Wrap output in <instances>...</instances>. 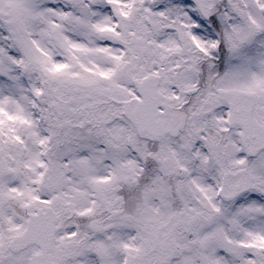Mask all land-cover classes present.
<instances>
[{"label":"rangeland","instance_id":"1","mask_svg":"<svg viewBox=\"0 0 264 264\" xmlns=\"http://www.w3.org/2000/svg\"><path fill=\"white\" fill-rule=\"evenodd\" d=\"M215 10L228 48L219 84L254 93L264 122V0H0V152L12 168L0 182V264H35L37 246L13 254L8 242L28 212L47 205L60 215L56 264H264V152L248 157L211 84L196 105H181L200 81L202 56H218ZM31 33L34 41L102 39L81 48L88 61H60L53 71L40 65L42 108L34 116L49 108L55 122L44 135L18 79L32 64L14 55L17 77L3 64L13 42L26 54ZM115 53L121 61L109 65ZM148 74L175 110L162 109L171 131L157 146L132 118L136 84ZM9 125L23 146L9 139ZM71 125L79 135L62 143ZM152 157L160 173L141 194L144 209L128 210L121 191ZM70 215L90 220L80 225Z\"/></svg>","mask_w":264,"mask_h":264},{"label":"trees","instance_id":"2","mask_svg":"<svg viewBox=\"0 0 264 264\" xmlns=\"http://www.w3.org/2000/svg\"><path fill=\"white\" fill-rule=\"evenodd\" d=\"M63 3L65 4V7L69 5L71 7V10L76 12L74 10L76 6L75 1H73L72 3H70L69 1H67L66 3L65 2ZM93 13L94 11L93 12L87 11V15L88 17L90 16L92 18V21L94 20ZM214 13L215 14L211 13L210 21L212 23V29L215 31V33L216 32L219 33L218 35H219L220 41H219V48H218V56L210 55V54L202 56V60L199 63L200 65L199 66V74H200L199 85L201 86L200 89H203V88L207 89L210 86V84L217 83V80L220 78L222 72L226 70V66L224 65L225 56L228 54V48H226L225 46L227 44H226V41H224L225 35H226L225 34L226 28L224 24L222 25L220 21L221 19H220L219 14L221 13V10L219 11L215 10ZM71 20H72V17H70L69 21ZM67 23H70V22H67ZM93 23L94 22H92V24ZM54 32L58 33V30ZM31 34H32L31 37L33 40L27 41L28 47L25 52L26 54L19 56L21 54V49L14 47V42H13V44L10 45V47L8 48V52L6 53V56L4 57L5 61H3V64L5 67V72L6 71L8 73L10 72V75H15L16 77H17V73L14 69V65H15L14 63L16 62L17 58L14 55H17L18 58L22 57L23 62H28L32 64L33 66L32 72L23 73L22 74L23 76L22 77L20 76L18 79L23 80L25 82L26 87L23 86V89L24 90L26 89L25 92L26 93L28 92L34 99L33 107L29 108L28 110L33 115L32 111H34V109L40 112V109L42 108L40 106V99H41V95L43 91L42 88L44 85H43V75H42L43 70L41 69L40 65L43 63H46V66H48L49 71H53L57 67V64L60 62L59 59L67 63L73 62V65H77L78 61H80L81 59V56L84 58V60H87V57H88L87 54L85 55L82 51H80L81 47H87V45H89L91 42H95V44H98V45H100L101 43L100 41H64V43L61 44V41H53V39L52 41H50L51 37L49 36H48V41H40L39 39L37 41L36 40L34 41L35 38L33 37L34 36L36 37V34L35 33H31ZM66 43H68V45ZM1 50L3 52L4 50L3 46L1 47ZM120 61H121L120 54L115 53L113 60L111 58L109 64L111 63L118 64L120 63ZM192 103H193V100H191L189 104H192ZM51 112H52L51 109L46 110L45 116L49 122L48 124L44 126L41 124V128H44V131L50 128V124L53 121V116ZM36 119L39 120L38 122L40 123V120L42 119V117H39V118L36 117ZM2 130L4 131L5 128H2ZM159 173H160V170H159L158 165L155 163V161L150 160L143 166V169L139 177H136L137 179L134 180V182L136 181V183H134L133 186L125 185L123 187L121 194L124 198L122 199H124L128 210H132V208L135 207V212L136 210L137 212H139L141 211V208L142 210L144 209V207H141L142 205H144V203H140L141 194L143 193V190L146 187H148L154 181V179H156ZM169 184L171 188L174 190L175 197L178 196L177 191L175 190L176 184L174 183V181L170 180ZM240 204L241 203H235L233 204L232 207L234 208V206H239ZM183 205L184 203H177V209L178 208L181 209ZM88 220H90L89 216H75L73 218V221L80 225H84V223H87Z\"/></svg>","mask_w":264,"mask_h":264},{"label":"water","instance_id":"3","mask_svg":"<svg viewBox=\"0 0 264 264\" xmlns=\"http://www.w3.org/2000/svg\"><path fill=\"white\" fill-rule=\"evenodd\" d=\"M138 92L142 97V102L134 111L135 123L142 132H149L153 135L161 134L164 131L162 125L153 118V112L161 105L159 99L161 93L157 90V86L153 77H148L137 85ZM219 97L222 100L229 101L231 110V124L240 125L242 127V141L247 152L255 155L260 149L264 148V143L257 148L252 147L249 143L253 142L258 132L261 133L264 140V125L257 122L254 117L253 104L247 108H238L237 104L240 98L245 94L241 91L219 90ZM242 110L245 119L242 118ZM10 173V169L5 164L0 154V178ZM1 208V205H0ZM26 229L20 235L15 236L9 243L10 248L18 252L26 248L30 244H37L40 252L36 255V264H54L50 254L55 231L58 228L57 216L52 208L48 207L45 211L30 214Z\"/></svg>","mask_w":264,"mask_h":264}]
</instances>
